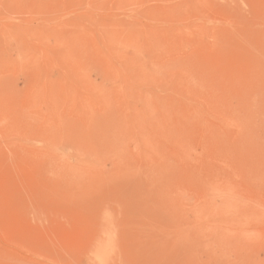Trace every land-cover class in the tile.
Masks as SVG:
<instances>
[{
	"label": "rangeland",
	"instance_id": "1",
	"mask_svg": "<svg viewBox=\"0 0 264 264\" xmlns=\"http://www.w3.org/2000/svg\"><path fill=\"white\" fill-rule=\"evenodd\" d=\"M102 242L264 264V0H0V264Z\"/></svg>",
	"mask_w": 264,
	"mask_h": 264
},
{
	"label": "bare ground",
	"instance_id": "2",
	"mask_svg": "<svg viewBox=\"0 0 264 264\" xmlns=\"http://www.w3.org/2000/svg\"><path fill=\"white\" fill-rule=\"evenodd\" d=\"M111 243H113V242H111ZM103 244H104V242H102V243L98 244V246H96L97 247L96 248V250H97V252H96V259L99 262H101V263L104 264L106 262L107 257H106V254H105L106 253V250L104 251L105 246Z\"/></svg>",
	"mask_w": 264,
	"mask_h": 264
}]
</instances>
